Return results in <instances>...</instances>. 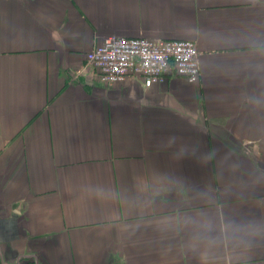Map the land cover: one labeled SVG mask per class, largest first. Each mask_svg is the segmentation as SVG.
Masks as SVG:
<instances>
[{
	"label": "crops",
	"instance_id": "obj_1",
	"mask_svg": "<svg viewBox=\"0 0 264 264\" xmlns=\"http://www.w3.org/2000/svg\"><path fill=\"white\" fill-rule=\"evenodd\" d=\"M108 36L199 79L103 86ZM0 264H264V0H0Z\"/></svg>",
	"mask_w": 264,
	"mask_h": 264
},
{
	"label": "built area",
	"instance_id": "obj_2",
	"mask_svg": "<svg viewBox=\"0 0 264 264\" xmlns=\"http://www.w3.org/2000/svg\"><path fill=\"white\" fill-rule=\"evenodd\" d=\"M84 56L81 69L103 86L134 78L149 86L172 74L190 84L199 79L198 52L190 40L108 36Z\"/></svg>",
	"mask_w": 264,
	"mask_h": 264
}]
</instances>
